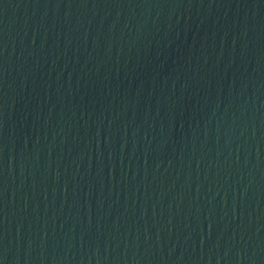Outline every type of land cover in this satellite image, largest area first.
<instances>
[{"label": "water", "instance_id": "95a60500", "mask_svg": "<svg viewBox=\"0 0 264 264\" xmlns=\"http://www.w3.org/2000/svg\"><path fill=\"white\" fill-rule=\"evenodd\" d=\"M0 264H264V0H0Z\"/></svg>", "mask_w": 264, "mask_h": 264}]
</instances>
